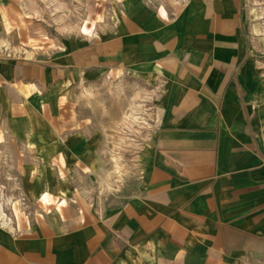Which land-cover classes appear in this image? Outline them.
Masks as SVG:
<instances>
[{
	"label": "crops",
	"instance_id": "obj_1",
	"mask_svg": "<svg viewBox=\"0 0 264 264\" xmlns=\"http://www.w3.org/2000/svg\"><path fill=\"white\" fill-rule=\"evenodd\" d=\"M258 1L110 0L86 35L0 0V264H264ZM119 156L126 196L79 208L71 173Z\"/></svg>",
	"mask_w": 264,
	"mask_h": 264
},
{
	"label": "rangeland",
	"instance_id": "obj_2",
	"mask_svg": "<svg viewBox=\"0 0 264 264\" xmlns=\"http://www.w3.org/2000/svg\"><path fill=\"white\" fill-rule=\"evenodd\" d=\"M61 1L59 5L56 0H38L39 5L37 20L39 23H43L55 32L56 28L59 27L60 21L56 19L55 15L57 12H63L60 17H63L67 22L69 29L68 32H73L72 27H78L82 23L90 24L88 30L83 29L82 32L86 35L92 34L98 30L105 21V11H107L110 0H58ZM54 4V7L50 10V5ZM251 13L254 20H259L263 17V14L258 15L261 10L259 7L258 0H252L251 2ZM105 18V19H104ZM264 34V32H263ZM101 96L100 103H103V108L101 111L99 108L97 110H90L95 115L102 114L108 117L109 109L107 105V94L99 95ZM93 96L86 93L85 95H79V99L74 95L73 99L70 101V105L62 111L54 110V116L60 118L61 116H66L69 114L71 118L77 116V103L78 101L83 102L86 109L91 108L90 104ZM102 100V101H101ZM104 100V101H103ZM98 103V95L96 99ZM97 106V105H96ZM99 107V106H97ZM88 110H86L87 112ZM47 117H49L50 111H43ZM87 115V114H86ZM121 143H117V145ZM120 147V146H119ZM120 149V148H119ZM135 156L132 157H107L103 159V163L100 167V174L93 176H82L80 174L71 173L76 181V189L74 191V197L80 204L78 207L82 209L91 208H106L110 205L116 203L120 199L124 198L127 194V184L132 180L133 174L135 172ZM20 224V223H18Z\"/></svg>",
	"mask_w": 264,
	"mask_h": 264
},
{
	"label": "clouds",
	"instance_id": "obj_3",
	"mask_svg": "<svg viewBox=\"0 0 264 264\" xmlns=\"http://www.w3.org/2000/svg\"><path fill=\"white\" fill-rule=\"evenodd\" d=\"M45 201L47 202V197H45Z\"/></svg>",
	"mask_w": 264,
	"mask_h": 264
}]
</instances>
